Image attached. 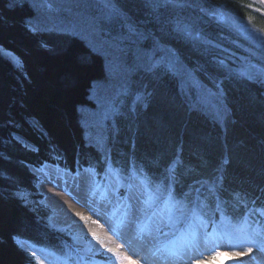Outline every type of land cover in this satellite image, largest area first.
<instances>
[{
    "label": "trees",
    "instance_id": "16d2710c",
    "mask_svg": "<svg viewBox=\"0 0 264 264\" xmlns=\"http://www.w3.org/2000/svg\"><path fill=\"white\" fill-rule=\"evenodd\" d=\"M33 16L28 4L0 0V48L19 61L14 65L0 52V264H46L23 242L52 252L59 261L77 244L47 221L39 178L32 171L47 164L73 173L92 168L102 183L112 170L124 177L133 171L151 192L158 184L168 185L172 164L171 180L178 179L184 193L197 181L218 178V187L199 193L200 205L208 211L201 208V215L223 220L218 227L222 233L246 205L264 211L262 86L241 79L227 82L218 100L225 114L217 119L201 107L202 99H177L178 84L167 80L145 116L137 119L132 138L124 140L125 147L119 140L105 164V154L87 140L80 108L93 107L91 90L107 76L106 59L80 36L33 30L28 21ZM200 79L213 89L205 76ZM160 95H170V104L159 105ZM216 197L222 202L219 210Z\"/></svg>",
    "mask_w": 264,
    "mask_h": 264
},
{
    "label": "rangeland",
    "instance_id": "374dc122",
    "mask_svg": "<svg viewBox=\"0 0 264 264\" xmlns=\"http://www.w3.org/2000/svg\"><path fill=\"white\" fill-rule=\"evenodd\" d=\"M11 2L14 4L25 3L34 8V16L28 20L33 30L64 31L80 36L94 50L105 57L107 76L93 84L90 95L91 100L94 102L93 107L82 106L80 113L82 123L86 128L88 142L97 146L110 160L112 150L118 144V141L123 140L122 146L125 147L127 141L124 140L129 138L128 135H131L130 139L132 138L137 119L145 116L148 106L154 99L153 96L147 98L146 101L136 100V95L144 91L143 85L149 83L151 78L143 69L135 66V53L137 48L147 52L153 51L155 48L154 40L158 38L155 37V34L159 32L158 26L149 23L146 29L141 28L142 31H145L144 39L139 40L134 45L126 42L128 46L122 56L123 63H121L119 60H113V50L105 41L112 37L126 35L127 29L119 19H105L102 5L98 3L88 4L84 0H19V2L18 0H11ZM113 3H116V0H113ZM117 6L125 10L131 7L134 18L141 25L151 19V7L124 5L123 0ZM201 9L206 11H201ZM159 12L166 17H171L174 21L178 20L189 26L193 21L197 22V29L194 32L197 37V47L188 49L179 42H173L183 52L185 63L183 68L178 66L174 70L168 82L178 84L187 79L188 97L192 96L198 101L203 98L201 107L209 110L211 115L221 119V116L225 114V108L218 101L221 100V97L216 94V89L208 88L201 82L200 78L204 74L198 73L195 66L203 65L208 60L215 61L219 59L226 65L223 71L229 77L228 82L233 79L248 80L257 83L264 89V0H194L191 6L185 5L182 8L160 7ZM93 25H95V28ZM172 46V43L165 44L163 48L156 51V58L159 59L167 55L165 49ZM0 52L14 65L19 64L14 54L3 48H0ZM189 73L191 74L190 78ZM126 82L132 86L127 93H121L122 85ZM205 89L208 91L206 92ZM169 96L159 97L157 103L163 106L169 105L171 99ZM154 101L156 102V100ZM145 103H147V106H145ZM133 105L135 106L134 112L131 111ZM174 112H177L176 108ZM30 121L39 126L35 119L32 118ZM149 121H144L146 126L151 125L152 122ZM19 139L27 145L25 140ZM28 145L32 147L29 143ZM174 166V164L169 166L167 171L171 178ZM32 170L39 177L37 190L43 196L41 203L44 206L47 221L52 227L62 229V231L74 237L77 244L70 248L77 256L76 260L81 259L87 264H104L103 259H98L95 256L97 245L93 242L94 235L102 242L99 246L104 249L115 251L118 248V253H110L112 260L109 261V264H113V262L114 264H172L168 261L171 257L180 254L178 247L189 243L198 248L204 244L211 246V248L204 249L201 258L193 260L192 264H264V238L261 237L262 229H264L263 210L258 209L255 211L252 206L246 205L241 216L233 222L224 224L226 226L222 227V230L225 233H222L219 229V225L222 224L223 220L215 221L216 219L214 220L212 217L207 220L201 215V211H208L206 206L200 205L202 198L200 200L201 195L199 192L203 190V193H207L209 189L214 190L221 182L218 181V178L213 182H195L188 187L186 192L189 196L188 200H185L183 196L177 199L183 200L185 209L196 208L197 204L201 206L203 210L201 208L197 209L198 219L194 223L192 221H189L188 224L178 223L167 238L160 237V243H149L134 232L115 227L113 212L119 211L120 205L117 204L108 213L104 214L108 223L105 220L97 221L88 208L81 207L77 199L70 196L74 193L70 191V188L72 177L76 174L51 165H46L40 169L32 168ZM85 170L87 171L82 170L81 172L82 178L89 185L95 182L97 189L96 205L102 202L104 196H108L109 199L115 197L116 191H113V189L126 191L129 184H135L138 189L143 191L140 185L141 180L133 171L127 177H124L117 169L112 170L108 173L105 184L100 186L96 181L95 171L93 169ZM65 181H67V185ZM57 184H59V187L56 186ZM164 186L162 183L158 184L157 187L164 189ZM52 191L70 197L71 201L69 202L72 204L56 203ZM147 191L150 192L148 189ZM173 191L175 192L174 187ZM214 192L216 195V191ZM216 202L219 206L222 203L218 201V197H216ZM113 203H115L114 200ZM75 206L76 209L71 208ZM160 208L164 210L162 204ZM80 209L87 210L88 214L79 211ZM164 211L165 213L179 215V211L175 207H170ZM70 213H79L80 216L85 217L84 220L80 221L84 226L83 231H81L79 225L73 222ZM75 219L79 220L80 218L75 217ZM109 223L112 226V231H109ZM165 223H167L166 215ZM189 224L191 225L190 228ZM208 226H212L211 230L207 229ZM164 230L169 232V228ZM172 232L175 234L172 235ZM85 233H88L87 237ZM241 237H244V239L238 241V238ZM245 237L249 239H245ZM108 239L113 242L111 243ZM22 244L38 256L41 262L46 264L55 262V255L31 246L29 243L23 242ZM133 245L138 250L140 249L142 257L148 258L147 262L139 261L141 258L130 250ZM249 248H252L251 253L248 252ZM156 260L157 262H155ZM173 264L183 263L175 262Z\"/></svg>",
    "mask_w": 264,
    "mask_h": 264
},
{
    "label": "snow or ice",
    "instance_id": "6c2138e0",
    "mask_svg": "<svg viewBox=\"0 0 264 264\" xmlns=\"http://www.w3.org/2000/svg\"><path fill=\"white\" fill-rule=\"evenodd\" d=\"M84 2L88 4L98 3L102 5V12L105 19H119L127 29L126 35L112 37L105 41V43L113 50L114 61L119 60L123 63L122 56L128 46L126 42L134 45L139 40L145 38V31L141 30L142 27L146 29L147 24L149 23L158 26L159 32L155 34V37L158 38H155L154 40L155 48L153 51L147 52L137 48L135 53V66L143 69V71L151 78L149 83L143 85L144 91L136 95V100L138 101H146L147 98L153 97L158 89H163L164 84L178 66L180 68L184 67L185 57L180 48L176 46V43H173L174 41L183 44V46L188 49H194L197 47V37L194 35V32L197 29V22L193 21L191 26H189L178 20L174 21L171 17H166L159 12L160 7L182 8L185 5L191 6V3L194 2V0H123L124 5H145L152 8L151 19L143 25L134 18V13H132L131 7H128L125 10L124 8L117 6L121 3V0H116V3H113V0H84ZM201 11L206 10L201 9ZM93 27L95 28V25H93ZM169 43H172L173 46L165 49L167 55L157 59L155 55L156 51ZM200 46L202 47V45ZM224 67H226V65L219 59H216L215 61L208 60L203 65L195 66V70L198 73L204 74L208 83L211 84L212 88L216 89V94L220 96L225 95V85L229 80V77L223 71ZM190 75L191 74L189 73V78ZM187 83V79H185L183 83H178L177 99H179L180 96H184L185 98L188 97ZM131 86L132 85L127 82L123 84L121 93H127ZM150 88L151 90H149ZM205 91L207 92L208 90L205 89ZM145 106H147V103H145ZM190 106L193 108L195 107L194 105ZM131 111H135L134 105ZM107 163L108 157L106 156L105 164ZM102 168L103 165H101V170ZM75 171L76 175L72 177L70 191L75 192L78 196H80L81 192L83 193L81 199L77 202L81 203L83 207L88 208L97 221L105 220L106 223H108V221L105 219L104 214L108 213L117 204L120 205L119 211L113 212V216L115 217V227L135 232L140 238L149 243H160V237L167 238L172 229L178 223L183 222L188 224L189 221L194 223L198 219L197 209L201 208L199 204L196 205V208L185 209L183 200L176 199L177 196H183L185 200L189 199V196L184 193L182 189L178 188L180 181L176 178H173L164 189L157 187L154 192L147 191V184L145 181L140 182L143 191L138 189L135 184H129L126 191L113 189V191H116L115 197L109 199L108 196H104L102 197V202L99 205H96L95 197L97 195V189L95 182L89 185L82 178L81 170L77 168ZM65 184L67 185V181H65ZM173 185L177 186V191L175 192L173 191ZM56 186L59 187V184ZM89 197L92 199L90 200ZM113 200L115 203H113ZM161 204L164 206V210H167L170 207H175L179 211V215L165 213V211L160 208ZM217 208L219 210V205H217ZM165 215L167 217V223H165ZM70 216L73 219V222L76 225H79L81 231H83L84 226L80 221L84 220L85 217L80 216L79 213H70ZM75 217H79L80 219L76 220ZM190 227L191 225L189 224V228ZM165 228H169V232H165ZM109 231H112L110 223ZM174 234L175 233L172 232V235ZM85 236L87 237L88 233H85ZM245 239L249 238L245 237ZM93 242L97 245L95 248L96 258L103 259L104 264H109V261L112 260L110 255L111 250L99 246L102 242H100L94 235ZM249 242L251 241L249 240ZM257 247H259V245H257ZM248 252L251 253L252 248H249ZM177 258H179V256H177Z\"/></svg>",
    "mask_w": 264,
    "mask_h": 264
},
{
    "label": "bare ground",
    "instance_id": "6f19581e",
    "mask_svg": "<svg viewBox=\"0 0 264 264\" xmlns=\"http://www.w3.org/2000/svg\"><path fill=\"white\" fill-rule=\"evenodd\" d=\"M33 171V170H32ZM84 172V171H83ZM106 173V172H105ZM107 174V173H106ZM39 178V177H38ZM109 188V187H108ZM111 190V189H110ZM52 194H53V197H54V201L56 202V203H58V204H64V205H71L72 203L71 202H69V201H71L70 200V197H66V196H64V195H61L60 193H58V192H56V191H52L51 192ZM69 194H70V192H69ZM81 195H83V193L81 192V194H80V196H78L75 192L73 193V194H71L70 196L71 197H73V198H76L77 199V201L79 200V199H81ZM89 199L91 200L92 198L91 197H89ZM80 204V206L81 207H83L82 206V204L81 203H79ZM71 208H73V209H76V206L75 207H71ZM87 209V208H86ZM79 211H82L83 213H86V214H88V211L87 210H82V209H80ZM87 211V212H86ZM212 227V226H211ZM133 233V232H132ZM135 233V232H134ZM133 235V234H132ZM173 238V237H172ZM177 239V238H176ZM178 240V239H177ZM170 241V240H169ZM191 241V240H190ZM112 243V242H111ZM189 243V242H188ZM202 245V244H201ZM168 246V245H167ZM175 247V246H174ZM207 248H211V246H209V244H204V245H202V246H200L199 248L198 247H194V246H192V244H184V245H182V246H179L178 247V252L180 253V254H183L182 256H179L180 254H178V256H179V258H177V256L176 257H171L170 258V261H168V262H171L172 264L173 263H177V262H181V263H183V264H192V262H193V260H195V259H199V258H201V256H202V252H203V250L204 249H207ZM162 249V248H161ZM164 249H166V248H164ZM162 252V251H161ZM206 252V251H205ZM163 253H164V251H163ZM166 253V252H165ZM208 253V252H207ZM207 256V255H206ZM159 261V260H158ZM154 262V261H153ZM155 262H157V260L155 261ZM161 263H162V261H161Z\"/></svg>",
    "mask_w": 264,
    "mask_h": 264
}]
</instances>
